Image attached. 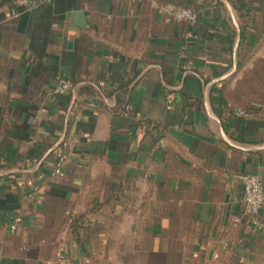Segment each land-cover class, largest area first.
Returning <instances> with one entry per match:
<instances>
[{
  "label": "crops",
  "instance_id": "1",
  "mask_svg": "<svg viewBox=\"0 0 264 264\" xmlns=\"http://www.w3.org/2000/svg\"><path fill=\"white\" fill-rule=\"evenodd\" d=\"M244 174L264 186V0H0V264H264Z\"/></svg>",
  "mask_w": 264,
  "mask_h": 264
},
{
  "label": "built area",
  "instance_id": "2",
  "mask_svg": "<svg viewBox=\"0 0 264 264\" xmlns=\"http://www.w3.org/2000/svg\"><path fill=\"white\" fill-rule=\"evenodd\" d=\"M162 11L167 14L170 18L175 21H185L191 25L197 24L199 20L198 12L189 6H181L174 3H166L161 6ZM75 87V83L70 78L58 77L51 94L54 96L63 95L71 92ZM130 106L126 105L123 110V115L127 116L130 112ZM238 116H244L245 111L242 109H235ZM67 145L66 142L63 143ZM160 148L164 147V139L160 140ZM66 161L65 155H60L56 166L54 168V174L63 176V164ZM146 176H148L146 174ZM244 182V196H243V209L240 215L234 218L235 223H240L247 221L250 225L259 230L264 234V221L260 218V212L264 206V186L261 179L253 174H244L241 176ZM22 221L21 216H16L11 223V228L13 230L17 229V225ZM64 256L62 253H57L53 261H49L47 264H52L53 262H62Z\"/></svg>",
  "mask_w": 264,
  "mask_h": 264
},
{
  "label": "water",
  "instance_id": "3",
  "mask_svg": "<svg viewBox=\"0 0 264 264\" xmlns=\"http://www.w3.org/2000/svg\"><path fill=\"white\" fill-rule=\"evenodd\" d=\"M69 45H71V42H69Z\"/></svg>",
  "mask_w": 264,
  "mask_h": 264
}]
</instances>
